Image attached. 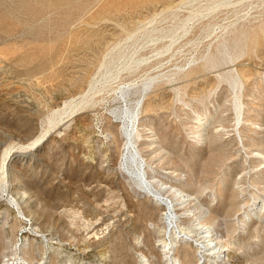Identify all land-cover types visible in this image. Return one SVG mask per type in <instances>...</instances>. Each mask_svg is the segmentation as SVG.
Returning <instances> with one entry per match:
<instances>
[{
	"label": "rangeland",
	"instance_id": "rangeland-1",
	"mask_svg": "<svg viewBox=\"0 0 264 264\" xmlns=\"http://www.w3.org/2000/svg\"><path fill=\"white\" fill-rule=\"evenodd\" d=\"M127 86L152 93L144 155L174 225L202 241L205 221L228 264H264V0H0V264H165L168 208L120 167L110 111Z\"/></svg>",
	"mask_w": 264,
	"mask_h": 264
},
{
	"label": "bare ground",
	"instance_id": "bare-ground-1",
	"mask_svg": "<svg viewBox=\"0 0 264 264\" xmlns=\"http://www.w3.org/2000/svg\"><path fill=\"white\" fill-rule=\"evenodd\" d=\"M214 7H215V5H214ZM195 15L197 16V14H195ZM195 15H193V16H195ZM187 19H185L184 21H189ZM178 22H179V20H178ZM187 23H184V25H181L180 27H179V25H178L179 23H178L177 25L179 28H177L176 30L184 28V26ZM184 29H186V28H184ZM188 29H190V28H188ZM176 30H174V32ZM167 31L171 32L172 30H167ZM179 31L178 32L176 31V32L179 33ZM185 31H183V33ZM168 32H167V36H168ZM176 32H175V34L177 36ZM175 34L173 37H175ZM170 37L173 39L172 35ZM162 39L160 38V40H162ZM135 66L138 67L139 64H136ZM241 66L246 67L244 64ZM106 71H108V70H106ZM106 73L108 74V72H106ZM241 74H242L241 71L236 70L237 77L241 78ZM148 82H149V80H148ZM130 85H132V84H130ZM148 86H150V85H148ZM137 87L138 86H136V88L134 86L133 87L127 86L124 88H120L119 96L117 97V101H118L117 103L119 105L116 106L114 109H112L110 112H111L113 119H115V123L119 127V131H120L123 139L126 141L125 149H124V152L122 154V158H121V162H120V167H121L122 171L128 175V177L130 178L132 183L135 185V187H137L143 193H146V195H149V197L152 198L159 206L163 205V206H167V208H168L167 212L165 211L166 213L164 214V220H165L164 223H166V228L164 230L165 231V234H164L165 237L162 239V241H163L162 243L165 246L163 249L164 250V254H163L164 263L165 264H188L189 262H191L190 255H191L192 247H194V243L196 242L197 243L196 244V246H197V252L196 253L197 254L199 253L198 254L199 258L197 259L196 264H208L210 259H212V263H210V264H228V261L230 259L229 258L230 250H229V248H227L228 245L223 243L222 240H220L218 237L214 238L215 235L213 236V232H214L213 228H211L210 226H207V223L205 221L198 223V228L195 227V229L200 230L203 237H202V239H200L202 241L195 239L193 236V234L195 232L194 228H193V230H191V229H188V227L183 228L181 224H180L181 226L178 225L180 220H179V222H177V217L179 215V214H177V211L179 210L178 205L180 203L175 205L174 203L176 200L167 199L165 197V195L167 193H169L170 190H167L166 187L163 188L164 184L159 185V182H156L151 177V173L148 170L150 165H149L148 160L145 159L146 156L144 155V153H147V152L149 153L150 151L154 150L157 147V145H159L158 143L160 141L158 140V138L156 137L155 134L149 133V130H151V129L148 128L146 121H144V119L148 116V113L153 111L151 108L154 107L153 104H147V101L149 100V96H150L151 92L149 94L147 93V95H144L143 90H139ZM93 89H95V87ZM149 89H150V87H149ZM143 99H145V100H143ZM241 104L244 105L243 103H241ZM81 109H83V108H81ZM64 111H67V110H64ZM65 113H67V112H65ZM59 119H61V118H59ZM193 119L195 121V123L193 125V129H194L193 134L195 135V144L201 145V144L207 142V139L211 135L213 136V134L211 132V129L213 127L212 126L213 125V115L211 112L197 113L195 118H193ZM243 120L244 119H242V121ZM243 124L248 125V124H246V122H244ZM217 131L219 132V131H221V129H218ZM214 137L216 138V136H214ZM138 139H143L142 140L143 144L135 147L134 140H138ZM260 155H262V154H260ZM261 158L264 159V157H262V156H261ZM177 193L179 194L178 200H180L181 204L185 205L188 203L190 205V203L195 202V199L192 197V195L183 194L182 192L171 191V194L173 195L174 198L176 197ZM20 194H22V193H20ZM20 198H23L22 195ZM150 198H149V200H150ZM187 217H189V216H187ZM175 221L178 223L177 225H174L176 223ZM194 226L195 225H193V227ZM167 230H169L168 234H167ZM3 234H5V233H3ZM177 234L182 236L180 238L181 242L183 241V243H181L182 245H179V242H175L174 235L176 236ZM167 235L169 236V238L172 241L174 240L173 242L170 240L171 241L170 244L168 243L169 241L168 242L166 241V240H168ZM34 236H35V234H34ZM4 239L6 240L7 237H4ZM189 239H192L193 241L190 242ZM23 242H24L23 245L25 247L28 245L32 246L34 244L33 242H30L29 236H27V235L24 236ZM182 246L186 247L187 249H186V251H184L183 256H180L179 248H182ZM5 249H6L5 246H1L0 252L4 251ZM12 255H15V254H12ZM58 255L62 258V260H68L70 258V256L68 254H64V251H62V250H59ZM141 258H143V255ZM23 259L26 262H28L27 264H32L31 262H29V260H27L25 258H23ZM146 260L147 259H145V261ZM141 261L144 262V260H141ZM6 262H8V263H4V264H12L9 261H6ZM148 262L149 261H146V263H148ZM21 264H23V263H21Z\"/></svg>",
	"mask_w": 264,
	"mask_h": 264
}]
</instances>
